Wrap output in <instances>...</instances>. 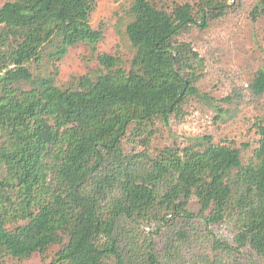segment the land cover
Wrapping results in <instances>:
<instances>
[{
    "label": "trees",
    "instance_id": "trees-1",
    "mask_svg": "<svg viewBox=\"0 0 264 264\" xmlns=\"http://www.w3.org/2000/svg\"><path fill=\"white\" fill-rule=\"evenodd\" d=\"M97 2L0 7V260L59 246L50 264H177L196 235V199L206 228L233 224L237 244L216 239L201 264H227L244 249L264 262V120L247 164L241 149L210 136L157 156L124 147L132 128L141 134L157 121L169 125L190 98L213 102L198 86L204 59L179 38L209 29L233 5L199 0L169 12L133 0L125 27L135 50L130 65L99 55L100 74L62 88L60 63L70 50L95 52L104 39L103 27L90 24ZM253 16L264 18V0ZM249 87L264 95V69ZM153 224L163 256L142 231Z\"/></svg>",
    "mask_w": 264,
    "mask_h": 264
},
{
    "label": "rangeland",
    "instance_id": "rangeland-1",
    "mask_svg": "<svg viewBox=\"0 0 264 264\" xmlns=\"http://www.w3.org/2000/svg\"><path fill=\"white\" fill-rule=\"evenodd\" d=\"M12 0H0V7ZM133 0H98L91 15L93 29L103 27L104 39L96 51L85 45L70 50L60 63L57 85L65 88L74 79L84 75H98L103 69L98 56L103 54L121 58L129 66L135 50L125 36L129 22V10ZM158 8L172 11L176 5L191 4L199 0H151ZM259 0H229L233 5L228 15L212 23L202 31L192 28L180 36L181 42L192 45L204 59L202 78L198 83L201 93L213 99L190 98L180 114L172 116L169 125L157 121L146 132L132 130L124 140L126 152L148 151L157 154L166 147L184 148L192 139L210 136L215 144L234 145L242 150L243 161L248 163L258 146L256 124L264 120V95L255 96L249 85L258 71L264 69V18H254L253 11ZM148 141L149 146L145 143ZM196 219L195 238L186 246L177 264H201L213 257L212 245L216 239L234 242L235 226L231 223L206 228L197 200L191 203ZM157 225L144 226L145 236L155 239L163 256L160 237L154 235ZM61 247L54 246L46 253H37L31 258L18 261L11 258L0 260L6 264H50ZM235 260L227 264H264L250 249L235 254ZM165 264V262H163Z\"/></svg>",
    "mask_w": 264,
    "mask_h": 264
}]
</instances>
